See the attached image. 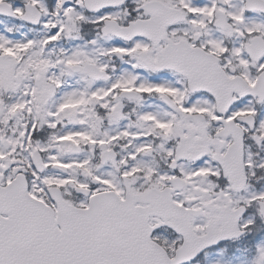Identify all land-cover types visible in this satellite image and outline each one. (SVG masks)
<instances>
[{"label": "snow or ice", "instance_id": "1", "mask_svg": "<svg viewBox=\"0 0 264 264\" xmlns=\"http://www.w3.org/2000/svg\"><path fill=\"white\" fill-rule=\"evenodd\" d=\"M0 264H264V0H0Z\"/></svg>", "mask_w": 264, "mask_h": 264}]
</instances>
